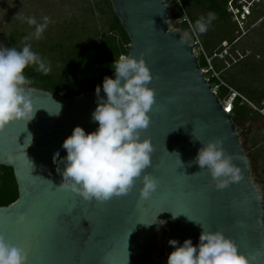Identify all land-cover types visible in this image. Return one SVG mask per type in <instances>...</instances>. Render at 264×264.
<instances>
[{
    "label": "water",
    "instance_id": "obj_1",
    "mask_svg": "<svg viewBox=\"0 0 264 264\" xmlns=\"http://www.w3.org/2000/svg\"><path fill=\"white\" fill-rule=\"evenodd\" d=\"M109 3L129 39L128 54L141 55L153 74L154 104L141 138L153 146L151 165L144 171L156 181V190L140 198L137 179L127 194L97 202L56 187L62 180L57 161L66 155L61 142L75 125L85 132L97 127L91 119L96 96L94 90L64 97L27 86L39 108L33 119L0 128V165L12 169L17 187L16 199L0 206V235L25 248L28 264H166L172 250L167 241L190 238L195 246L200 224L223 232L249 264H264V196L250 174L231 113L205 79L192 43L179 42L183 32L172 25L169 4ZM56 103L60 107L53 113ZM214 137L222 138L242 174L223 189L213 187L197 164L188 163L201 147L196 139ZM18 213L24 214L23 222L17 223Z\"/></svg>",
    "mask_w": 264,
    "mask_h": 264
},
{
    "label": "clouds",
    "instance_id": "obj_2",
    "mask_svg": "<svg viewBox=\"0 0 264 264\" xmlns=\"http://www.w3.org/2000/svg\"><path fill=\"white\" fill-rule=\"evenodd\" d=\"M256 1L236 0L235 5L238 9H241V4L245 5L249 15L251 4ZM214 19L215 14L208 12L194 24L190 22L191 32L180 33L179 42L185 43L192 36L206 32ZM42 20V23H37L27 18V24L34 25L33 38L39 39L46 27L48 17ZM33 64L37 71L48 73L46 62L31 50L30 45L23 44L19 50L0 45V128L16 120L23 121L25 125L39 109L33 106L31 90L27 87L30 81L24 75V69ZM110 69L113 76L105 75L94 87L96 102L91 119L97 127L85 132L81 126L75 125L61 142L60 147L66 155L57 161L62 165L56 168L62 180L56 187L77 193L84 201L103 202L127 194L139 179V197L147 199L157 187L154 178L144 171L151 165L153 146L148 138H141V130L147 128L150 121L148 113L154 104V90L149 86L153 74L141 55L134 57L131 53L120 54L111 62ZM56 105L53 113L59 110V104ZM196 140L201 147L188 162L189 166L195 163L199 170H205L216 189L241 180V170L223 149L221 137L203 142ZM173 153L181 163L178 153ZM176 215L172 213L173 218ZM186 218L195 222L188 216ZM23 220L24 214L18 213L17 223ZM199 226L201 231L195 246L190 238H185L182 243L171 238L167 241L172 250L166 256V264H249L223 232ZM23 256L24 248L19 242H9L0 235V264H22Z\"/></svg>",
    "mask_w": 264,
    "mask_h": 264
},
{
    "label": "rangeland",
    "instance_id": "obj_3",
    "mask_svg": "<svg viewBox=\"0 0 264 264\" xmlns=\"http://www.w3.org/2000/svg\"><path fill=\"white\" fill-rule=\"evenodd\" d=\"M95 1L0 0V40L10 30L17 29L23 33V39L26 44L30 45L31 50L38 53L41 59L47 62V57L52 53L49 51V47L52 44L56 42L63 43L68 40L76 42L77 39H81L87 34L82 33L83 26H90L93 22L100 26L97 9H93V7L92 10L90 9ZM166 2L170 7L172 25L179 27L182 32H191L188 18L186 20L188 28L183 30L181 26L183 20L178 17V11L173 1L166 0ZM228 3L229 1L227 0L225 3L226 11L228 10ZM251 5L254 6V9H260L264 7V0L256 1ZM194 12L198 14V17L207 16V13L202 10H196ZM233 13L235 14L236 12L234 11ZM45 16L48 17V23L40 38H33L31 34L34 31V25H28L26 22L27 18L30 17L37 23H42V18ZM240 17L236 20L234 15L230 13L228 20L230 24L215 18L208 26L207 31L213 38L220 34L231 33V29L232 34L236 36V39L231 43L225 40L226 43L224 46L222 45L224 41L219 42L216 48H219V50L224 49L225 53H223L222 57H214L211 59V68L225 85L227 84L225 81L226 76L236 74L242 77L241 79L245 82L264 86V27L257 29L260 22L264 20V16L262 20L251 17V14L245 15L242 19ZM220 28L221 30H219ZM193 41L197 42L194 45V53L197 58L198 56H203L204 53L207 55L201 35L196 34L193 36ZM213 52H217V50H213ZM215 66L219 67V70H216ZM249 66H254V69L252 70ZM207 68L208 66H204L202 69L205 70ZM212 70H206L204 75L209 78L213 74ZM229 87L245 98V100L241 99L239 104H246L248 114L243 119L235 121V129L241 134L240 143L246 151V155L250 156V174L255 180L256 186L258 184V187H260V194L264 196V173L261 168L262 164H264V109L260 108L264 105V99L260 98L257 101L251 100L234 86L231 85ZM229 95L227 94L223 99L227 100ZM230 113L232 116V112ZM258 148H262V159L260 160L256 156L259 153L257 152Z\"/></svg>",
    "mask_w": 264,
    "mask_h": 264
},
{
    "label": "trees",
    "instance_id": "obj_4",
    "mask_svg": "<svg viewBox=\"0 0 264 264\" xmlns=\"http://www.w3.org/2000/svg\"><path fill=\"white\" fill-rule=\"evenodd\" d=\"M174 6L178 11V17L181 18L186 15L189 23H195L199 18L194 11L202 10L205 13L213 12L215 18L226 21L230 24V13L226 11L225 3L227 0H172ZM259 1V0H258ZM257 1V2H258ZM96 8L100 20V26L94 23L86 25L82 28V33L86 34L76 42L68 40L67 42H56L49 47L51 55L47 57V66L49 71L43 74L36 70V65L27 66L24 69L25 77L30 81L28 86L38 87L59 96H74L81 92H90L94 87L99 85L102 78L107 75L113 76V71L110 69L111 62L118 58L120 54H128L129 39L119 24V20L111 10L109 0H96L92 4L91 10ZM250 7L251 17L263 19L264 7L254 9ZM182 29L186 30L188 24L184 20L182 22ZM264 27V20H262L257 29ZM221 30V28L219 29ZM89 32V34H88ZM190 32V31H189ZM231 33L220 34L215 38L210 36L208 31L200 34L203 46L207 55L210 56L220 41L233 42L236 36ZM23 33L17 29L10 30L0 40V45L5 47H15L19 50L25 43ZM68 38V37H67ZM193 41V36L188 40ZM54 57H53V56ZM198 64L200 68L206 66L203 56H198ZM216 65V63H215ZM250 67V66H249ZM252 70L254 66L250 67ZM216 70L219 67L215 66ZM235 73V72H234ZM242 77L236 74L226 76V85H222L215 77L208 79V83H215L218 85L216 95L219 100H223L229 94V86H234L238 91L242 92L251 100L257 101L264 99V86L259 84H252L245 82ZM243 82H241L240 81ZM241 98L235 96L228 107V111L232 112L231 120H241L247 114L246 104H239ZM259 115V114H257ZM17 197V187L13 177L12 169L7 166L0 165V206H5L13 202Z\"/></svg>",
    "mask_w": 264,
    "mask_h": 264
},
{
    "label": "built area",
    "instance_id": "obj_5",
    "mask_svg": "<svg viewBox=\"0 0 264 264\" xmlns=\"http://www.w3.org/2000/svg\"><path fill=\"white\" fill-rule=\"evenodd\" d=\"M229 1V3H228V7H227V11L229 12V13H232L233 15H234V17L236 18V20H238L239 19V16H241L240 18L242 19L245 15H247V13H248V9L246 8V6L245 5H243V4H241V9H238L237 7H236V5H235V3H236V0H235V3H234V0H228ZM236 12L235 14L233 13V12ZM182 20L184 21H186L187 20V18H186V16L185 15H183L182 17ZM197 42H195V41H192V45H193V48H194V45L196 44ZM225 41L224 42H222V45L224 46L225 45ZM194 50V49H193ZM223 53H225V50L224 49H220V50H218L217 52H213L210 56H208V55H206L205 53L203 54V56H204V60H205V62H206V66H208V68L207 69H202L201 68V70L204 72V73H206V70L207 71H209V69L210 70H212V68H211V65H210V61H211V59L212 58H214V57H222V55H223ZM205 66V67H206ZM212 75L209 77V78H211V77H215L218 81H219V83L220 84H222V85H225L224 84V82L222 81V80H220L219 78H218V76L216 75V73L212 70ZM204 77H205V79L207 80V82H208V77H206L205 75H204ZM210 84V83H209ZM210 86H211V89H212V91L216 94V91H217V89H218V85H216L215 83H212L211 82V84H210ZM228 89H229V97H228V99L227 100H225V99H223V100H220L221 101V103H222V105H223V107L226 109V110H228V107H229V105H230V103L232 102V100H233V98L235 97V96H238L239 98H241L242 100H245V98L244 97H242L240 94H238L237 92H235L233 89H231L230 87H228ZM260 111V110H259Z\"/></svg>",
    "mask_w": 264,
    "mask_h": 264
},
{
    "label": "flooded vegetation",
    "instance_id": "obj_6",
    "mask_svg": "<svg viewBox=\"0 0 264 264\" xmlns=\"http://www.w3.org/2000/svg\"><path fill=\"white\" fill-rule=\"evenodd\" d=\"M263 107H260L261 109H264V105H262ZM243 119V118H242ZM234 125H235V123H234ZM261 150H262V148H258L257 149V152H259L258 154H256V156L258 157V160H260V159H262V156H261V154H262V152H261ZM246 152V151H245ZM248 158H250V156L248 155ZM264 162V161H263ZM261 168L263 169V173H264V164H262V166H261ZM257 188H259L258 190H260V187H258V184H257Z\"/></svg>",
    "mask_w": 264,
    "mask_h": 264
},
{
    "label": "snow or ice",
    "instance_id": "obj_7",
    "mask_svg": "<svg viewBox=\"0 0 264 264\" xmlns=\"http://www.w3.org/2000/svg\"><path fill=\"white\" fill-rule=\"evenodd\" d=\"M17 242H18V241H17ZM22 247H23V246H22ZM23 248H24V247H23ZM25 251H26V250H25V248H24V254H25ZM22 260L25 261V264H28L27 259H26V255L23 256Z\"/></svg>",
    "mask_w": 264,
    "mask_h": 264
}]
</instances>
